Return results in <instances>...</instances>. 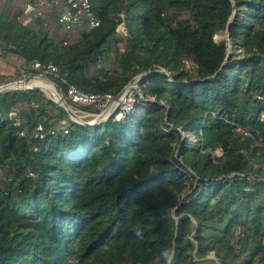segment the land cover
Masks as SVG:
<instances>
[{
  "label": "trees",
  "instance_id": "trees-1",
  "mask_svg": "<svg viewBox=\"0 0 264 264\" xmlns=\"http://www.w3.org/2000/svg\"><path fill=\"white\" fill-rule=\"evenodd\" d=\"M90 1L101 25L80 35L59 7L52 35L0 8V56L19 65L0 86L39 62L62 94L139 87L96 125L41 90L0 91V264H264V0Z\"/></svg>",
  "mask_w": 264,
  "mask_h": 264
},
{
  "label": "built area",
  "instance_id": "built-area-1",
  "mask_svg": "<svg viewBox=\"0 0 264 264\" xmlns=\"http://www.w3.org/2000/svg\"><path fill=\"white\" fill-rule=\"evenodd\" d=\"M6 2L7 0H2ZM21 4L22 7V20L23 24H29L37 16L45 18L44 10L52 6L59 7L61 10L57 11V22L63 28L64 31L73 35H80L82 33L90 32L101 25V20L96 15L92 3L90 0H15ZM119 31L123 32L121 35H126L124 24L119 26ZM67 44V42H65ZM32 69L38 71L40 76L46 77L47 75H57L58 68L52 64L42 65L39 62H35ZM136 83L129 84L122 92L121 95L112 94H88L78 90L74 86H68L66 93L62 94L65 102L69 101L74 107L79 108L83 113H89L82 109H90L95 111L98 117L107 116L115 120H122L126 114L133 111L136 103V94H139L138 80ZM56 88V87H55ZM9 89H26L23 86H0V91ZM55 98V102H61V96L52 94ZM50 100V98L47 97ZM37 107V105H35ZM60 107V106H59ZM91 113V112H90ZM95 114V115H96ZM100 114V115H98ZM91 115V114H90ZM70 120L80 123L73 119L68 114ZM109 118V119H110ZM63 131L64 134L69 133V120L62 119L59 122L58 128ZM43 131L42 125H38L34 131V137H38ZM55 134V130L52 131ZM24 135V133H22Z\"/></svg>",
  "mask_w": 264,
  "mask_h": 264
},
{
  "label": "rangeland",
  "instance_id": "rangeland-1",
  "mask_svg": "<svg viewBox=\"0 0 264 264\" xmlns=\"http://www.w3.org/2000/svg\"><path fill=\"white\" fill-rule=\"evenodd\" d=\"M4 4H5V2L0 0V8L3 7ZM14 7H15L14 8L15 9L14 13H16L17 9L21 8V5L19 3V4L14 5ZM45 18H47V20ZM45 18L44 19L46 20L45 22H46V25H47L46 29L49 30V33L51 34L52 32H58L59 29L57 28V24H56L57 22H55V20L52 17H51V21H50V18H48V15ZM119 32H120V34H123V32H121V31H119ZM226 37H227V35H225V34H223V35L219 34L218 36H216V40L219 41L221 39H225ZM64 38L68 42L75 41V39L74 40H69L66 37H64ZM114 61H115L114 54H110L109 57L107 58L105 64H104V67L106 69H112L113 66H114ZM17 66H19V65L16 62H12L11 60L10 61L3 60V58L0 56V77H3V76H7L8 77V76H10V77L16 78L18 76V73H19V70H18ZM28 78H31L30 80H33L34 83H39L40 85L43 84V83H46V84H50L52 86V84L49 81L46 80L48 78L40 76V74L33 76V75L26 74V72H24V73L22 72L21 80H17V81H24V80H26ZM48 80H50V79H48ZM15 81L16 80H14L13 82H15ZM133 83L135 84L136 82H133ZM38 87H41V86H38ZM54 88H55V86H54ZM40 90L44 93L46 98L48 97V98H50V100L55 102V98L53 97L52 93H50L51 91H49L47 89H44V88H42ZM56 104L58 105V103H56ZM67 108L73 112V114H74V115H72L73 119L78 121V122H81V123L82 122H87V123H90V124H95V123L96 124H101V123L106 122L110 118V117L107 116V113H105L104 116H100V117H98L96 113H90V112L89 113H83V112H81L79 110V108L74 107L69 101H67ZM98 115H100V114H98ZM193 139H195V138H192V140ZM6 175H7V171L5 169V170H3V173H2L3 179H6Z\"/></svg>",
  "mask_w": 264,
  "mask_h": 264
},
{
  "label": "water",
  "instance_id": "water-1",
  "mask_svg": "<svg viewBox=\"0 0 264 264\" xmlns=\"http://www.w3.org/2000/svg\"><path fill=\"white\" fill-rule=\"evenodd\" d=\"M230 51H231V48H230ZM26 74H28V72H26ZM30 79L31 78H28V79H26V80H24V81H15V82H12V83H9V84H7L6 86H11V85H14V86H22L21 85V82H26V83H28L29 81H30ZM46 79V78H45ZM47 81H49L51 84H52V86L54 87L55 85L50 81V80H48V79H46ZM24 88H26V89H31V90H40V89H42L41 87H38V86H23ZM56 87V86H55ZM54 94L55 95H57V96H61V102H59L58 103V105L62 108V109H64L66 112H67V114H69L70 116H72V115H74L73 114V112L71 111V110H69L68 108H67V103L65 102V100H64V97H62V94H60V92L58 91V89L57 88H54ZM121 95V93L119 94V96ZM73 117V116H72ZM81 123V122H80ZM81 124H85V125H95V124H90V123H87V122H82Z\"/></svg>",
  "mask_w": 264,
  "mask_h": 264
},
{
  "label": "bare ground",
  "instance_id": "bare-ground-1",
  "mask_svg": "<svg viewBox=\"0 0 264 264\" xmlns=\"http://www.w3.org/2000/svg\"><path fill=\"white\" fill-rule=\"evenodd\" d=\"M21 85L22 86H41L42 88L51 91L50 93H52V94L55 91L54 87H52L50 84L43 83V84L40 85L39 83H34L33 80H30L28 83L21 82Z\"/></svg>",
  "mask_w": 264,
  "mask_h": 264
},
{
  "label": "clouds",
  "instance_id": "clouds-1",
  "mask_svg": "<svg viewBox=\"0 0 264 264\" xmlns=\"http://www.w3.org/2000/svg\"><path fill=\"white\" fill-rule=\"evenodd\" d=\"M137 235L139 236L140 234L137 233ZM163 256L166 260V264H171V261H172V255H170L168 252H164L163 253Z\"/></svg>",
  "mask_w": 264,
  "mask_h": 264
}]
</instances>
